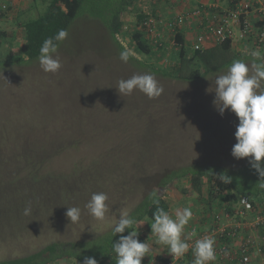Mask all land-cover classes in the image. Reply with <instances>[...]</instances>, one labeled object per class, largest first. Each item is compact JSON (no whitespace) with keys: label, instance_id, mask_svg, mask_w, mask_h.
<instances>
[{"label":"rangeland","instance_id":"rangeland-1","mask_svg":"<svg viewBox=\"0 0 264 264\" xmlns=\"http://www.w3.org/2000/svg\"><path fill=\"white\" fill-rule=\"evenodd\" d=\"M49 1L22 0L21 5L12 6L6 17H0V30L13 29L16 34L11 45L7 42L4 44V57L11 56L13 51L24 54L21 25L25 20L34 19L39 12L45 11ZM179 1L180 5L170 0H143L141 8L155 4L158 6L157 12L161 20L157 26L162 32L168 29L166 20H169L172 12L176 13L188 4V0H183L185 3ZM259 1L264 6V0ZM84 11V8L81 9L67 30L68 37L59 43L58 56L62 67L57 73L44 72L38 58L19 63L13 56L12 62L7 60L8 62L0 65V128L3 127L2 124L10 126L12 123L15 129L34 126L35 132L40 134V129L47 127L51 130L50 133L55 134L73 124L74 119L73 126L99 133L94 142H88L89 148L80 150L81 153H73L72 156L61 155L48 166L58 172H69L72 162L79 155L100 159L105 174V183L101 181L104 186L101 192L108 196V211L103 221L90 214L88 216L83 211L79 221L75 223H71L69 218L63 220L54 217L46 222L40 220L36 223L38 232L54 228L56 230L26 236L15 243H12L9 236L15 233V237H20L18 229L21 235H27L25 233L28 226H25L24 221L19 222L17 229L13 226L2 227L0 259L24 254L21 250L23 245H31L37 249L53 239L80 240L112 228L118 223L120 213H128L131 206L140 200V189L123 190L120 185L126 178L129 185L135 186L138 170L134 163L138 159L147 163L149 173H153L160 163L214 165L231 171L249 163V158L236 159L231 155V149L237 142L234 132L239 123L238 117L228 110L221 116L213 105L215 77L224 74L227 68L215 70L202 79L189 82L155 73L149 66H141L135 61L124 63L119 59L120 53L113 39L103 27V19ZM126 12L124 20L127 27L133 29L136 26L137 12L130 9ZM187 28H191V25ZM192 29L196 31L201 28L195 25ZM164 33L162 32V36L167 49L165 57L158 61H148L169 68L175 61L177 52L169 31L168 34ZM186 34L190 38V34ZM121 41L134 51L135 56L141 58L128 38L121 37ZM236 48L245 53L252 50L244 44H236ZM242 60L250 67L252 58ZM136 74L154 75L163 86L162 94L158 98L149 99L144 93L134 90L131 95L121 96L116 88L118 81ZM17 119H22L19 120L21 123L24 121L19 124ZM81 123L83 124L80 125ZM100 130L105 135H101ZM142 133L144 139L151 144L147 155H139L137 151L141 149H135L136 145L143 146L139 141ZM43 140L49 141L46 138ZM120 142H132L133 146L119 150L116 158L121 160L122 166L116 173L108 164L115 161L111 150H115ZM183 186L186 187V184L183 183ZM183 186H173L166 194V198L175 203L174 209L183 210L187 207L193 212L197 210V213L199 209L205 211L206 204L199 199H187L181 189ZM197 213L196 219L199 217ZM55 264L69 263L61 259Z\"/></svg>","mask_w":264,"mask_h":264},{"label":"trees","instance_id":"trees-1","mask_svg":"<svg viewBox=\"0 0 264 264\" xmlns=\"http://www.w3.org/2000/svg\"><path fill=\"white\" fill-rule=\"evenodd\" d=\"M33 1L36 2V0ZM43 1L45 2V0ZM10 3L7 0V12L0 7L1 18L6 17L11 11L13 4ZM227 3L228 6H233L235 0L234 2L229 0ZM142 4L143 0H50L45 11L39 12L34 19L25 20L21 25L24 54H17L13 51L8 58L4 57V44L7 42L11 45L16 34L13 29L0 30V65L8 61L12 62L13 56L14 60L19 63L37 59L43 41L54 36L60 29L68 30L83 8L84 12L103 19V27L113 39L119 53L124 50L121 37L128 38L129 43L141 56V58L137 56L130 58L129 61H135L141 66H149L155 73L191 82L202 79L215 70L228 68L234 60L251 58L243 50H238L231 38L202 50L192 51L187 42L186 27H176L173 32L167 26L168 29L162 32H165V35L169 31L171 39L175 41L176 59L169 68L151 64L148 60L163 59L167 49L165 40H163L164 36L158 37V39L151 37L143 23L148 13H150L149 16L160 18L157 12L158 6L156 4L147 6L149 12L146 13L145 9L141 8ZM202 5L200 7H203ZM186 8L194 9L196 6H187ZM127 9L137 12L136 26L133 29L127 27L124 20ZM210 9L211 11L216 10L214 7ZM174 14L176 13L172 12L170 17ZM241 18L244 19V16ZM263 23L264 19L260 17L256 25L261 26ZM251 39H254L252 34L243 42L247 43ZM76 102L78 104V101ZM17 120L20 124L19 120L22 119ZM81 121L84 123L83 119ZM74 122L73 119V124ZM5 124H2L3 127L0 128V235L3 234L2 227L11 228L13 226L17 229L21 221H24L25 226H28L25 233L27 235H21L18 229L17 233L20 237H15V233L9 236L12 243L18 242L21 240L20 238L34 236L43 231L54 232L56 228L38 232L39 227L36 223L40 220L46 222L54 217L64 220L68 218L65 215L68 207L83 208L81 213L83 211L90 216L88 211H84L85 204L93 193L101 192L104 187L101 181L103 180L105 183V174L100 159L79 155L78 159L72 162L73 166L69 172L67 169L66 172H58L48 165L61 155L72 156L73 153H81L80 150L89 148L88 142L91 140L94 142L99 133L92 129L77 128L71 124L68 125L69 127L58 130L55 134L50 133L51 130L47 127L41 128L40 134H38L35 132L36 127L34 126L15 129L12 127V123L10 126ZM27 128L30 129L27 130ZM100 133L105 135L101 130ZM143 134L139 137L143 146L136 145L135 147V149H141L137 151L139 155H147V150L151 145L150 141L144 139ZM45 138L49 141L45 142L43 140ZM126 144L120 142L116 145L118 151L116 148V151L111 150L114 152L115 161L107 164L110 168L112 167L113 172L118 173L117 171L122 166L121 160L116 158L119 150L133 146L132 142L127 146ZM145 149L146 151H144ZM134 167L138 170L137 178L134 180L135 186L129 185L126 178L120 182L123 190L131 188L141 191L140 200H137L128 212L136 222L132 229H126L124 233L113 237L112 228L114 225L99 235L88 236L85 239H53L37 249L36 247L32 248L31 245H23L24 248L21 250L24 254L0 259V264H55L61 259L69 264H83L85 257H94L98 264H116L117 257L113 250V242H116L121 235H128L131 230L138 231V239L141 242L149 240L151 235H154L151 232L150 224L154 222V213L157 207L163 208L170 215L171 206L166 194L173 186H183V183L187 188L183 186L181 189L187 199H199L211 209L215 205L224 203V209L232 211L231 208L235 207L240 197L247 195L256 209L264 211V188L260 187L264 180H261L259 174L249 163L232 171L214 165L195 163L166 165L160 163L153 173H149L147 163L138 159V162L134 163ZM222 173L232 177L231 183L224 184L218 179L219 174ZM205 189H207V194H205ZM153 191L156 192L155 197L150 196ZM153 199H158L159 205L154 204ZM26 207L31 209L29 215H24ZM201 210L199 209L198 213ZM204 212L201 211V213ZM202 217L206 218L198 217L195 220V225L199 231L209 232L213 225L212 215L204 213ZM88 219L90 220V218ZM205 222L208 227H202ZM137 224L142 225L137 226ZM232 249L234 248L232 247ZM236 262L234 261V264Z\"/></svg>","mask_w":264,"mask_h":264},{"label":"clouds","instance_id":"clouds-1","mask_svg":"<svg viewBox=\"0 0 264 264\" xmlns=\"http://www.w3.org/2000/svg\"><path fill=\"white\" fill-rule=\"evenodd\" d=\"M67 37L68 31L60 29L54 36L43 41L38 60L44 72L55 74L62 67L58 47ZM246 55L252 58L250 67L244 60H234L224 74L215 77L213 105L221 116L228 110L238 117L239 123L234 132L237 142L231 149V155L236 159L249 158L250 166L264 180V57L258 50L248 51ZM134 57V51L124 45L119 59L127 63ZM116 88L121 96L131 95L134 90H138L149 99L158 98L163 92V86L152 74H136L126 80L121 79ZM218 179L228 184L232 177L222 173ZM260 187L264 188V183ZM150 196L155 197L156 192L153 191ZM107 199L104 192L93 193L85 208L95 219L103 221L108 211ZM153 203L159 205V200L153 199ZM30 211V207H26L24 215H29ZM65 215L71 223L78 222L81 209L68 207ZM192 215V210L187 207L183 210L177 209L175 218L160 207L154 213V222L150 224L151 232L156 234L157 243L167 246V252L173 258L182 257L189 251L187 240L190 237L182 238V235ZM134 223L135 220L127 212H121L118 223L112 228V236L132 229ZM113 250L117 257L116 264H142V259L151 251L146 242L138 239V231L132 230L113 242ZM192 252L193 264H210L217 258L214 239L210 237L196 240ZM83 264H98V261L94 257H85Z\"/></svg>","mask_w":264,"mask_h":264},{"label":"built area","instance_id":"built-area-1","mask_svg":"<svg viewBox=\"0 0 264 264\" xmlns=\"http://www.w3.org/2000/svg\"><path fill=\"white\" fill-rule=\"evenodd\" d=\"M7 6V0H0V7L3 11L8 9ZM202 6L194 9L185 7L166 20V25L173 32L176 27L187 28L191 25V28L186 29V33L190 34L187 42L192 51L202 50L231 38L235 45H248L252 50L260 51L264 57V23L261 26L256 25L258 18L264 19V6L261 1L235 0L233 6H222L220 0H208ZM212 7L216 10L211 11ZM142 8L146 13L149 12L146 6ZM149 15L150 13L145 17L143 23L149 35L158 39L159 36H162V32L158 30L157 26L161 18L157 19ZM242 16L244 19L241 18ZM195 25L201 29L192 31V26ZM251 34L254 39L247 43L243 42ZM173 44L176 46L175 41ZM224 206V203L215 205L212 209L206 206L204 213L212 215V229L209 232H201L194 224L189 230L190 238L187 240L189 251L196 240L210 237L214 239L216 255L225 264H234V261H237L236 264H252L253 247L258 248L264 255V242L262 243L264 240V211L256 209L247 195L240 197L235 207L231 208L232 211H227ZM252 230L259 232L256 235L258 243L251 235ZM239 236H246V238L241 242L240 251L237 253L232 249V247L234 248L232 242L233 240L235 242ZM189 251L186 254L192 252V250Z\"/></svg>","mask_w":264,"mask_h":264},{"label":"crops","instance_id":"crops-1","mask_svg":"<svg viewBox=\"0 0 264 264\" xmlns=\"http://www.w3.org/2000/svg\"><path fill=\"white\" fill-rule=\"evenodd\" d=\"M14 6H19L22 4V0H9ZM169 1V0H167ZM172 3L177 2L176 4L180 5V1L179 0H170ZM208 0H188V4L186 3L187 6H201V4L207 2ZM229 0H220L221 5H228ZM170 2V3H171ZM10 3V4H11ZM181 3H185L183 0ZM186 6V7H187ZM184 7V6H182ZM170 202V209H171V214L170 216L172 218H175V211L176 209H174V204L172 201H170V199H168ZM203 212V210H201ZM199 213V217L200 218H204L202 217L204 213ZM192 218L189 221V223L185 226L184 228V232L182 235V238L184 236L189 237V230L191 229L192 226H194L195 224V220H196V213L193 212ZM206 218V217H205ZM204 218V219H205ZM202 227H208L207 222H205L204 224H202ZM253 232L251 233L252 236H254L255 241L257 242V238L256 235L259 233L257 231L252 230ZM246 236H239V238L236 239V241L232 242L233 246H234V251L239 253V246L241 244V242L243 240H245ZM259 239V237H258ZM151 251L149 252L148 255H146L143 259H142V264H193V260H194V256H193V252H190L192 249H190V253L185 254L184 256L178 258L175 257L173 258L172 254L167 252V246L162 245L160 243H157V237L156 234L151 235L150 239L145 241ZM264 242V240H262V243ZM258 243V242H257ZM216 260L213 262H210V264H225L223 261H221V259L219 258V256L216 255ZM252 264H264V255L262 252H260L258 250V248L253 247L252 249V260H251ZM229 264H233V263H229Z\"/></svg>","mask_w":264,"mask_h":264}]
</instances>
